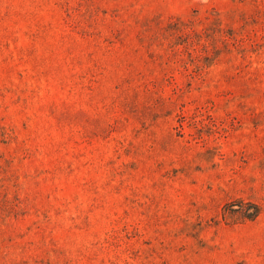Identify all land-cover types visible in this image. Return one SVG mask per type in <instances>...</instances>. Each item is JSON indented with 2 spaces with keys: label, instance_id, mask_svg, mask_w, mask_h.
<instances>
[{
  "label": "rangeland",
  "instance_id": "374dc122",
  "mask_svg": "<svg viewBox=\"0 0 264 264\" xmlns=\"http://www.w3.org/2000/svg\"><path fill=\"white\" fill-rule=\"evenodd\" d=\"M0 264H264V0H0Z\"/></svg>",
  "mask_w": 264,
  "mask_h": 264
},
{
  "label": "trees",
  "instance_id": "16d2710c",
  "mask_svg": "<svg viewBox=\"0 0 264 264\" xmlns=\"http://www.w3.org/2000/svg\"><path fill=\"white\" fill-rule=\"evenodd\" d=\"M236 204L239 205V208L234 206ZM261 211V204L252 199L235 198L224 205V214L227 218H232L233 220H235L233 216H237L235 214L243 218L254 219L258 217Z\"/></svg>",
  "mask_w": 264,
  "mask_h": 264
}]
</instances>
